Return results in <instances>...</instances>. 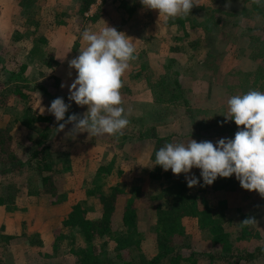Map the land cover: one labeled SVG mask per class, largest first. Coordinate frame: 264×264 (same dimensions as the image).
Returning a JSON list of instances; mask_svg holds the SVG:
<instances>
[{"label":"rangeland","instance_id":"1","mask_svg":"<svg viewBox=\"0 0 264 264\" xmlns=\"http://www.w3.org/2000/svg\"><path fill=\"white\" fill-rule=\"evenodd\" d=\"M12 1L15 4L12 9L11 0H6L0 11V127H9L13 130L17 140L14 151L23 167L14 173L8 172L6 177L0 176V197L5 201L3 206H0V225L6 216L14 213V222L17 225L22 219L26 220L27 225L29 220L34 218L39 223L47 222L50 226L42 237L39 236L38 241L27 230L28 225L24 227L23 235L21 233V236L13 241H8L6 238L8 234L15 233L0 228L2 263L74 264L71 250L79 243L78 236L67 229H62L65 239L63 242H58L57 235H54L64 214L63 204L60 203L64 200L71 206L81 204L86 212L85 215L93 218L97 215L98 194L109 193L111 186L139 191L147 195L146 199L142 197L137 201L141 210L137 225L143 234L141 251L151 257L156 250L154 231L156 220L153 212H145L142 208L156 204L148 199L159 193V183L151 178L155 170V157L154 159L152 157L155 156V151L170 143L171 138L176 140L175 143H187L189 139L183 140L185 138L181 135L190 131L200 134L205 139L228 136L234 131L236 124L234 121L225 123L224 115L228 114L230 97L245 94L249 90H257L251 84L256 79L252 74L255 73L258 62L252 60L254 51L251 54L249 46L253 37H264V3H257L256 0H195L197 6L192 8L190 14L181 16L187 20L188 31L196 33L193 39L197 40V34L200 33L211 41V51L204 50L200 57H195L192 53L193 56L188 58L185 56L188 54H184L185 49L181 47L182 44L176 52L171 51L169 43L164 42L169 39V32L165 26V22L169 21L164 22L165 17L163 15L159 17L158 10L148 12L142 8L124 25L120 18L125 15H118L115 11L117 6L111 0H105V3L101 1L99 9H102L106 16H100L93 25L90 18L99 9L93 7L92 13L83 15L82 0L76 1V7L71 0H66L68 6L65 11H61V8L56 11L53 7L60 4L56 0L49 1L47 4L51 10L38 14V9L43 4L30 1L29 4H23L21 9H17L18 0ZM34 13L35 16L31 17ZM63 14H65L64 19H62ZM56 16L61 17V21L65 20V25L50 28L51 30L44 34L47 45L43 48V57L38 58L34 54V38L26 36V33L31 31L33 28L31 25L35 21L51 24L55 22ZM169 19L171 20L165 18V20ZM28 23L31 29L28 27L24 29L22 26ZM214 24L217 25L213 27ZM106 25L114 28L117 26V31L132 38L134 54H141L135 61L137 64L151 65L154 59L157 61L154 63H158L155 69L159 76H154V79L167 77L165 88L171 89L172 81L176 80L180 83L182 92L178 95L176 103L156 104L155 110L158 112L156 114L154 103L141 102L145 109L146 116L143 119L145 123L139 127L138 122L135 123L133 120L135 117L131 114L126 116L129 120L128 137L123 136L124 130L122 135L89 136L88 133L83 132L72 136L70 135L72 124H67L63 131L57 132L58 122L47 111L54 99L63 97L65 103H71L65 119L71 114L82 117L87 111V106L81 107L74 101L70 102L68 95L59 90L57 76H70L71 71L69 65H58L55 62L54 43L64 39L66 32L74 33L77 40L74 48L80 52L87 47L82 33L85 30L99 32ZM58 28L61 30L57 32ZM21 33H23L22 37L15 40V36H20ZM202 46L194 48L193 52L199 48L202 50ZM190 52L191 50L188 53ZM170 58H174L176 64L164 66ZM204 61L208 69L200 68L201 62ZM22 66L26 68L23 76H26L28 82H23L18 77ZM127 72L128 70L123 76H127ZM129 83L130 85L123 80L122 85L126 84L127 87L129 85L133 90L137 89L138 84ZM257 83L259 84L260 81ZM144 88L143 85L140 87L141 90ZM132 92L136 95V91ZM134 99L130 97V105L135 106ZM123 101V104L128 103L127 100ZM43 109L45 111L41 114ZM33 114L51 117L53 121L49 125L29 126L26 119ZM170 122H173L172 125ZM159 127L162 135L160 134L158 138L155 133L156 138L166 139L167 142L157 144L154 138L152 152L146 149L145 157L141 156L140 159H130L132 157L130 154L129 158L125 154L121 159L113 150L110 149V152L105 144H94L96 139L104 142L111 140L115 147L130 146L135 138L138 142L150 141L152 138H149V135L152 130L156 132ZM43 132H46V136L41 137ZM40 142L46 146L44 157H47V160L41 163L42 167H46L42 174L39 171V162L31 159L32 152L39 148ZM133 146L132 144L130 147ZM132 151L129 148V153ZM149 153H151L150 158H147ZM101 168L102 171H108L102 172ZM192 173L200 177L199 169L193 168L189 175ZM42 176H50L54 186L63 188V197H57L55 205L51 202L52 195L46 193L51 189V184H43ZM201 180L202 178L200 182ZM199 188L200 185H197L192 189L198 191ZM208 189L210 192L212 186ZM214 196L227 203L225 216L228 223L224 228L229 234L232 245L244 253H255L256 249L264 248V196L242 187L229 192L217 191ZM247 218L255 220L247 226L251 236L245 240H237L241 222ZM183 224L185 227L183 251L208 253L214 249L210 236L198 228L196 221L186 219ZM107 257L114 259L113 254ZM196 258H198L197 264H205L206 259L202 256L197 255ZM112 263L120 264L116 261ZM240 264H264V251L255 259Z\"/></svg>","mask_w":264,"mask_h":264},{"label":"trees","instance_id":"2","mask_svg":"<svg viewBox=\"0 0 264 264\" xmlns=\"http://www.w3.org/2000/svg\"><path fill=\"white\" fill-rule=\"evenodd\" d=\"M30 1L43 4L38 9L37 14L46 13L51 8L46 0H18L16 8L21 9L24 6L23 4H29ZM82 1L84 4L82 13L84 15L89 12L91 5L96 0ZM111 1L117 6L115 9L117 14H120V16L125 15L120 18L121 23L124 25L132 20L140 9L144 8L139 0ZM102 2L105 3V0H102ZM53 9L56 11L59 9L65 11V8L60 5L54 6ZM145 11L151 12V10L147 9ZM64 15H62V19H64ZM33 16H35V13L31 15V17ZM100 16H106V13L102 9H99L90 18L93 25ZM60 18L56 16L55 22L53 21L51 24L35 21L31 25L33 27L32 29L29 23L22 26L24 29H27L26 27L31 29V31L26 33V36L34 38V54L38 58L43 57V48L47 45L44 34L50 31V28L65 25V20L61 21ZM29 21L32 22L31 20ZM163 21H169L165 22V26L169 32V39L164 42L169 43L171 51L177 52L180 49V44L183 45L181 47L185 49L184 54L187 53L188 55L185 56L188 58L193 56V54L195 57H200L204 50L207 52L211 51V41L207 40L206 37L201 36L199 33L197 34V40L193 39L196 33L188 31L187 20L183 16L171 18V20H165L164 18ZM216 25L214 24L213 27ZM22 34H19L20 36L16 35L15 40H19ZM200 45H203L202 50H199V48L193 52L194 48ZM249 47H251V54L254 51V56L251 57L252 60L258 62L255 73L252 74L256 76V79L253 80L251 85H253V88L264 92V37H253ZM170 50L168 51L170 52ZM190 50L191 52L189 54L188 52ZM140 55L134 54L135 58L130 61V67L127 69L129 79L134 82L144 81L146 85L144 88V98L154 103V110L155 105L158 103H165L166 105L176 103L175 101H177L178 95L182 92L180 83L173 80V88H165L167 77H160L159 79L153 78L154 76H159L158 71L155 69L158 63H154L157 61L154 59L151 65L137 64L135 61L140 58ZM199 61H197V64ZM166 62H168L164 64L166 67H169L168 64H176L174 58H170ZM200 68L208 69L206 61L201 62ZM25 69V66H22L20 76L18 77L21 81L28 82L26 76H23ZM258 81H260L259 84L257 83ZM41 89L44 91L42 87ZM173 93L178 94L175 95ZM156 113L158 112L155 110ZM133 120L135 123L138 122L139 127H142L145 123V120L139 117H135ZM26 121L29 126L34 127L35 124L49 125L53 119L51 117L33 114ZM152 131L149 138L154 139L156 136L154 130ZM196 135L200 136L198 133ZM44 136H46V132L41 133V137ZM156 141L157 144L167 142L166 139L160 140L158 138H156ZM16 144L17 140L15 139L13 130L9 127H0V176L6 177L8 172L14 173L23 167V164L19 161L14 151V148L17 146ZM38 146L39 148L32 152L31 159L39 162V171L42 174L46 168L41 166V163L47 160V157H44L46 146L43 142L38 143ZM154 157L153 155L152 158L154 159ZM104 171L106 172L108 170H103L102 172ZM151 178L159 183V193L150 196L148 201L152 203L156 202V204L145 206L142 209L145 212H153L155 216V253L151 257H148L141 251L143 234L137 225L138 216L141 211L137 201L142 197L146 199L147 195L143 192L124 190L121 187L111 186L109 193L100 192L98 194L97 215L93 218L85 215L86 212L83 210L81 204L71 206L64 200L60 203L63 204L64 209L62 210H64V214L61 217L59 228L54 231V235H57L56 241L58 242H63L65 239V236L62 234V229H67L78 236L79 243L71 250L74 256V264H113V261L119 262L120 264H197V255L206 259L205 264H240L241 262L255 259L256 256L264 251V248L256 249L255 253H244L238 250L232 245L229 234L225 231L224 225L228 223L225 216L227 203L225 200L217 199L214 193L217 191L229 192L240 188L241 186L239 181L236 180L235 174L230 178H218L210 185L212 186L210 192L208 189L209 186H200L198 191L189 188L184 174H180L179 176L174 175L171 170L163 171L162 167L158 165L155 166ZM41 180L43 184H51V189L46 191V193L52 195L51 202L55 205L54 202L58 198L63 197V188L54 186L50 176H42ZM200 184H203V180H201ZM4 202L0 197V206H3ZM5 214L7 215V213ZM9 215L4 218L0 225L1 229L15 233L14 235L8 234L9 236L6 238L8 241L15 240L16 237L21 236V233L23 235L24 227L27 225L29 233L38 241L39 236L42 237V234L46 233L50 226L49 223H39L34 218H31L27 225L24 219L17 225L14 222V213H10ZM186 219L196 221L198 228L210 236L211 243L214 246L211 252L195 253L194 251H183L182 246L185 236L183 222ZM247 226L241 224L237 240H245L251 236L247 230ZM109 254L114 255L113 261L107 257ZM0 264H3L1 258Z\"/></svg>","mask_w":264,"mask_h":264},{"label":"clouds","instance_id":"3","mask_svg":"<svg viewBox=\"0 0 264 264\" xmlns=\"http://www.w3.org/2000/svg\"><path fill=\"white\" fill-rule=\"evenodd\" d=\"M139 2L147 10H158L159 17L165 18L186 16L197 6L195 0ZM256 2L264 3V0ZM82 38L87 47L69 61V67L77 73L76 78L70 85L62 83L61 87H68L70 102L87 106V111L82 117L71 114L65 119L71 103H65L63 97L54 99L47 111L58 122L57 132L72 124V136L83 132L89 136L122 135L129 120L121 106L120 89L122 76L135 58L132 38L107 25L99 32L85 30ZM224 116L225 123L234 121L238 127L234 138H221L215 144L195 139L187 143H167L155 152L154 166L171 170L177 176L184 174L189 188L210 186L218 178H230L235 174L243 189L264 196V92L249 90L233 95L228 100V114ZM61 121L64 123H59ZM193 168L200 170L199 178L194 173L189 175ZM254 222L253 218H247L241 224Z\"/></svg>","mask_w":264,"mask_h":264},{"label":"crops","instance_id":"4","mask_svg":"<svg viewBox=\"0 0 264 264\" xmlns=\"http://www.w3.org/2000/svg\"><path fill=\"white\" fill-rule=\"evenodd\" d=\"M6 0H0V11H2V7L3 4ZM46 1H54V0H46ZM62 7H64L66 9V6H68L66 4V0H56ZM74 4L75 7L77 5V0H71ZM102 0H96V2L94 4L91 5L89 12L92 13L93 12V7H96L97 9H99V6L101 5ZM12 4H11V9L12 7L15 5L13 3V1L11 0ZM71 7V6H70ZM96 11V10H95ZM1 14V12H0ZM92 15V14H91ZM57 32L61 30V28L56 29ZM128 30V27H127ZM61 33V32H59ZM57 33V34H59ZM67 34H65L64 39H59L58 41H55L53 49H54V60L58 65H69V61L71 59L75 58V55L78 56L80 54V52L77 50H75L74 45L76 43V39H75V35L74 33H70V32H66ZM49 40V38H48ZM71 71V75L70 76H57L58 82H59V90L63 91V93H66L65 95L69 96V91H68V87H61V84H65V85H70L72 83V81L76 78V71L74 69H69ZM123 80H125V82L127 84L130 85L129 82L134 83L135 85L138 84V87L136 90L131 89V87L128 85L123 84L122 88L120 89V94H121V98H122V104L121 106L125 109V115L128 117L130 114L132 115V117H139L144 119L145 115V109L142 106V103L144 104V102L146 103V101L148 102V100H146V98H144L145 96V90L144 89H140V87H146L144 81L142 82H134L132 80L129 79V76H122V82ZM132 91H136V95L134 92ZM131 98H135L133 101L135 102V106L133 104L130 105V101L129 99ZM123 100H127L128 103H124ZM142 102V103H141ZM151 103V102H149ZM175 122V121H173ZM173 122H170V124L172 125ZM177 123V121L175 122ZM171 127V126H170ZM160 129L161 127H159L157 129L156 136L158 138H160V136L162 135V131L160 133ZM131 130V129H130ZM129 130V131H130ZM125 134L123 136H129L128 133V128L126 127L124 129ZM132 131V130H131ZM238 131V127L236 125L234 131L228 135V136H221V137H217V138H211V139H205L203 138V136H197L195 133H193L192 131L188 132L187 134H183L181 135L183 138V140H187V139H195L197 142H201V141H211L215 144V142L221 138H234L235 133ZM161 134V135H160ZM201 137V138H200ZM200 138V139H199ZM141 140V139H139ZM187 140V142L189 141ZM138 142V140L135 138L132 142V144L134 145L133 147H130L128 145L125 146H117L115 147L114 145H112L111 140H107V141H101L100 139H96L94 141V144L96 145H101V144H105L107 149L111 152V150H113L114 153H116V155H120L119 157H121V159L124 158V155L126 154V157L129 158V154L132 155V157H130V159L136 160V159H140L141 156L145 157L146 155V149L149 152H152L153 149V142L154 140L151 139L150 141L144 140V141H139L137 144H135L134 142ZM176 140H173L172 138L170 139V143H174L175 144ZM176 143H180V142H176ZM185 143V142H182ZM129 148H131V150H133L131 153H129ZM111 149V150H110ZM128 154V155H127ZM151 153L148 154L147 158H150ZM127 159V158H126Z\"/></svg>","mask_w":264,"mask_h":264}]
</instances>
